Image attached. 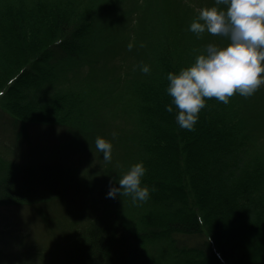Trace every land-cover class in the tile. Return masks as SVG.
Masks as SVG:
<instances>
[{"label": "trees", "instance_id": "1", "mask_svg": "<svg viewBox=\"0 0 264 264\" xmlns=\"http://www.w3.org/2000/svg\"><path fill=\"white\" fill-rule=\"evenodd\" d=\"M88 1L0 0V214H31L46 240L23 236L33 260L0 250V264H264V86L252 109L236 93L206 98L194 129L182 128L167 111V73L194 63L207 37L229 39L175 30L179 13L139 46L145 0H131L121 27L137 45L112 54L102 81L108 41L101 4ZM178 1L190 24L216 4ZM36 131L58 139L45 147ZM98 136L113 144L108 163L144 162L142 184L154 190L133 217L83 177L86 161L103 158Z\"/></svg>", "mask_w": 264, "mask_h": 264}, {"label": "clouds", "instance_id": "2", "mask_svg": "<svg viewBox=\"0 0 264 264\" xmlns=\"http://www.w3.org/2000/svg\"><path fill=\"white\" fill-rule=\"evenodd\" d=\"M190 30L198 35L205 31L222 35L230 41L224 47L208 43L190 66L167 73V92L173 98L167 111L178 110V124L191 130L206 98L228 103L235 93L250 96L264 84V0H216L214 6L199 11ZM150 70L147 64L141 68L145 73ZM95 145L106 161L112 159L110 140L98 136ZM146 171L143 161L133 164L119 177V187L111 186L107 195L130 194L134 200L146 201L154 190L142 184Z\"/></svg>", "mask_w": 264, "mask_h": 264}, {"label": "rangeland", "instance_id": "3", "mask_svg": "<svg viewBox=\"0 0 264 264\" xmlns=\"http://www.w3.org/2000/svg\"><path fill=\"white\" fill-rule=\"evenodd\" d=\"M79 1L80 2L83 1L85 3L90 4L88 0H79ZM96 1L101 4V8L99 10H102V11H97L99 17H97L96 22L98 21L97 25L103 28L104 30L103 35L105 36V39H107L108 41L104 49H102L98 53V56L101 57V61H102L101 63L102 67H99L98 74L100 75V77H104L101 78L102 81L105 79L107 81L109 79L107 72L110 73L109 66L112 62L111 60L114 59V58L111 59L112 54L113 53L117 54L121 52V57H123L124 55H126V53H129L130 50L133 51L134 47L137 45V44L133 45L135 41L133 37L132 38L127 37L125 42L123 41L124 36L127 33L129 34L131 30L127 31L125 29V26L124 28L121 27L122 22L126 21L130 16V11H128V8L130 6L129 3L131 0H96ZM193 1L195 4L199 2V0H193ZM139 8H140L139 10L140 19L143 21V27H144L142 28L140 35L138 37L139 46L144 45L147 47V39L149 35L153 34L155 36V34L153 33L155 32L154 28H156L158 24L163 23V21H165V24H168L169 21H171L170 19L173 16V14H175V16H177V14L179 13L182 14V18L180 17L176 18L177 21H175V26H174L175 30L181 28L185 30V34L193 33V31L190 30V23H187V18L185 17V13L181 10V3L178 0H145L143 1V3L139 4ZM118 14L120 20L117 19ZM205 43L206 45L210 43L208 37ZM122 47L123 49L120 50ZM146 47L144 48L142 53H145ZM98 74H95L93 76L96 77V75ZM262 85L264 86V84ZM236 95L239 98H244V97L245 99L247 98L246 96L239 94V92H237ZM258 96L259 94L257 90L252 95L248 96L254 99V101L251 102H249V100H246L245 103H247L248 108L252 109V105L253 107L256 105L254 104L255 100L260 101L261 98H259ZM57 139H58L57 136H46L43 135L42 132L36 131V136L34 138V141L36 143H42L45 147H51L52 144L48 142L51 140L56 141ZM258 145L259 147H261L262 153L264 154V143H258ZM84 164L86 168L84 170L86 172H84L83 177L87 178V175L91 176L92 174H94L95 176L94 181L98 182V186H99L97 196L103 198L105 200V203L111 206L114 211H122L123 216H125L128 211L131 212L130 217H133L132 215L136 213L137 208L142 209L143 207L142 202L144 203L147 202V201L134 200L130 194H124V195L118 194L116 197H109L107 195L111 186L115 185L119 187V183H118L119 177H121L133 165L130 160L128 161L126 155H124L123 157L120 154V156L117 157L113 162H109V163L104 158H101L99 160L96 159L93 165L89 161H86V163ZM130 208L131 211L129 210ZM54 219L55 218H53L52 220ZM42 228L43 226L38 224L36 220L34 221L31 214H27L24 212L0 214V250L8 254L13 253L17 256L22 255V258L25 261H32L33 259H31V252H29V243L22 241V237L33 236L43 248L45 246L44 241L46 240L40 237ZM62 241H64V239Z\"/></svg>", "mask_w": 264, "mask_h": 264}]
</instances>
